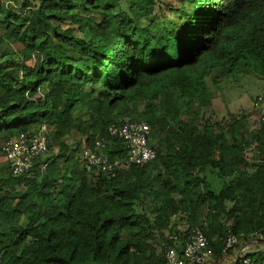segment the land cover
<instances>
[{
    "label": "trees",
    "instance_id": "16d2710c",
    "mask_svg": "<svg viewBox=\"0 0 264 264\" xmlns=\"http://www.w3.org/2000/svg\"><path fill=\"white\" fill-rule=\"evenodd\" d=\"M236 72L264 79V0H0V155L42 125L48 141L17 175L0 164V264H166L168 236L195 229L206 264H264L241 251L264 244V116L209 115ZM124 121L155 157L87 169L100 138L124 158L107 134Z\"/></svg>",
    "mask_w": 264,
    "mask_h": 264
},
{
    "label": "built area",
    "instance_id": "2783aa9c",
    "mask_svg": "<svg viewBox=\"0 0 264 264\" xmlns=\"http://www.w3.org/2000/svg\"><path fill=\"white\" fill-rule=\"evenodd\" d=\"M262 100L259 96L257 104ZM107 134L121 143L126 152L124 158L110 161L102 152L107 139L100 138L95 140L91 147H82L78 152L80 160L85 163L87 169L110 172L122 164H143L155 157V149L148 142L149 127L144 122L124 121L117 125L112 124L108 127ZM47 143L44 125L40 126L39 131L33 136L21 133L4 141L1 150L11 173L17 175L28 168L36 156L47 151ZM44 167L45 165H42L41 170ZM182 236V241L176 235L168 236L171 243L164 244L166 264H206L211 250L203 233L195 229L189 235ZM235 243V237L229 235L224 250L232 248ZM242 263L248 264V260L243 259Z\"/></svg>",
    "mask_w": 264,
    "mask_h": 264
},
{
    "label": "rangeland",
    "instance_id": "374dc122",
    "mask_svg": "<svg viewBox=\"0 0 264 264\" xmlns=\"http://www.w3.org/2000/svg\"><path fill=\"white\" fill-rule=\"evenodd\" d=\"M18 2H20V0H18ZM170 3L173 4V2ZM1 51L10 54V52H13V48L9 45L7 47L2 46ZM211 90L213 91V99L212 107L209 109V115L212 120L226 121L229 118L228 113L234 115L244 114L246 115L247 122L253 125L256 123L259 115L263 114L264 116V104H258V113L252 111L254 99L258 96L264 97V79L253 72L247 74L236 72L234 75L225 77L216 85L211 86ZM249 155V153H246L247 157ZM4 163L5 160L3 156L0 155V164ZM218 181V178L213 177L211 180L213 187L218 186V183H220ZM257 241L252 240L250 243L245 244L241 248V251L249 253L248 251L251 252L255 248L264 250V244H259ZM236 252L237 250H235V253Z\"/></svg>",
    "mask_w": 264,
    "mask_h": 264
}]
</instances>
